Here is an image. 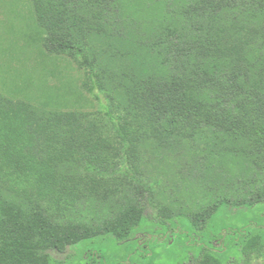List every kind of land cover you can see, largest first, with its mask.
<instances>
[{"label": "trees", "instance_id": "16d2710c", "mask_svg": "<svg viewBox=\"0 0 264 264\" xmlns=\"http://www.w3.org/2000/svg\"><path fill=\"white\" fill-rule=\"evenodd\" d=\"M0 1L9 2L18 20L17 10L28 3L47 47L39 53L40 74L51 76L52 57L78 60L89 77L83 89L106 100L103 113L122 145L113 150V169L104 170L97 165L107 164L101 131L80 114L63 112L59 94L38 102L23 93L2 77L7 72L0 65V264H52L51 253L64 254L84 240L112 235L125 243L135 236L158 183L119 167L132 159V115L148 129L152 154L189 160L190 173L179 176L186 188L180 195L199 201L185 184L199 182L203 205L213 203L195 214L174 198L176 212L165 220L182 210L208 221L224 205L264 203V0ZM3 34L0 45L20 51L22 39L10 36L27 33ZM83 171L135 178L106 190L89 185ZM57 194L72 197L77 218L54 216L50 203ZM263 246L256 237L244 253ZM224 254L205 249L193 264H223Z\"/></svg>", "mask_w": 264, "mask_h": 264}, {"label": "rangeland", "instance_id": "374dc122", "mask_svg": "<svg viewBox=\"0 0 264 264\" xmlns=\"http://www.w3.org/2000/svg\"><path fill=\"white\" fill-rule=\"evenodd\" d=\"M17 11L21 15V20L11 12L9 2L0 1V35L17 31L21 35L27 33L24 39L19 35L10 36L11 41L22 39L24 45L18 49L20 51L8 50L13 48L11 43L0 45V65H3L7 72L2 77L7 76L10 82H17L16 85L23 93H28L38 102L45 98V94L50 95L51 91L55 97L58 94L63 97L64 101L63 98L61 100L66 105L62 108L63 112L77 113L85 117L91 122L92 129L100 130L106 138L102 161L107 164L103 166L98 162L97 165L110 171L118 162L115 152L119 151L122 145L103 113L102 105L106 100L98 90H95L98 97L96 98V95H90L83 89L84 84L89 85L88 74L71 55L55 59L52 57L47 63L48 69H53L51 76L40 74L42 65L44 66V58L40 57L39 53L44 52L47 47L40 40L37 31H34L28 3L21 4V8ZM9 34L3 35L9 36ZM26 42L30 45L27 46ZM13 53L19 55L17 59L19 61L14 60ZM54 84L58 85L57 89L51 86ZM140 120L139 116L132 115L128 118L127 129L133 140L132 159L128 164H119V167L129 169L130 176L134 175L136 178L148 181L155 180L158 186L151 204H147L145 219L135 236L125 243L119 242L112 235L84 240L70 247L64 254L51 253L52 264H193L205 249L211 254L221 249L225 250V254L220 256L224 261L223 264H264V246L260 251H252L248 255L244 253L246 242L259 237L264 243V203L243 208L224 205L208 221H198L195 217L192 218L188 211L182 210H179L178 215L172 219L165 220L167 216L175 214L177 206L172 202L178 197L183 206L195 214L203 213L213 203L203 205L204 201L200 198L201 193L198 189L200 186L197 184L199 182L185 183L188 196L199 197V201L190 203L180 195L186 188L179 182V176L190 173L189 160L185 158L178 162L174 157L165 159L161 154H152L148 147L152 143L151 135ZM178 164L180 168L174 171ZM81 174L89 185L102 184L106 190L114 189L119 185L122 187L126 181L134 182L135 178L125 179L119 174L97 176L85 171ZM72 192L75 191L72 189ZM50 208L58 219L78 217L76 202L70 195H55ZM246 227H249L247 232H239ZM229 232H232V235H228Z\"/></svg>", "mask_w": 264, "mask_h": 264}]
</instances>
